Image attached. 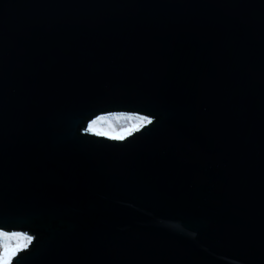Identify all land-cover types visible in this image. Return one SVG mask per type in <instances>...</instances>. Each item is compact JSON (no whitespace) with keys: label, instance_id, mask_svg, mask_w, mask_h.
Masks as SVG:
<instances>
[{"label":"water","instance_id":"water-1","mask_svg":"<svg viewBox=\"0 0 264 264\" xmlns=\"http://www.w3.org/2000/svg\"><path fill=\"white\" fill-rule=\"evenodd\" d=\"M151 124L109 141L107 116ZM9 264H264V0H0Z\"/></svg>","mask_w":264,"mask_h":264},{"label":"snow or ice","instance_id":"snow-or-ice-1","mask_svg":"<svg viewBox=\"0 0 264 264\" xmlns=\"http://www.w3.org/2000/svg\"><path fill=\"white\" fill-rule=\"evenodd\" d=\"M99 120V118H98ZM98 120L90 121L86 132L90 133L96 137H105L109 141H122L124 139L123 132H112L110 130L101 131L96 128L95 125L98 123ZM152 120L146 119L145 117L139 118L138 125L130 126L126 131L128 135H131L132 132L138 131L140 127L144 125L151 124ZM33 240L32 236L20 232L13 233H4L0 232V264H9L11 259L22 249L27 248ZM9 241L13 243H9Z\"/></svg>","mask_w":264,"mask_h":264},{"label":"rangeland","instance_id":"rangeland-1","mask_svg":"<svg viewBox=\"0 0 264 264\" xmlns=\"http://www.w3.org/2000/svg\"><path fill=\"white\" fill-rule=\"evenodd\" d=\"M138 124L139 119L136 117L115 115L100 118L96 128L100 129L101 131L110 130L112 132H123L126 134V130L130 126ZM9 243L13 242L9 241Z\"/></svg>","mask_w":264,"mask_h":264},{"label":"built area","instance_id":"built-area-1","mask_svg":"<svg viewBox=\"0 0 264 264\" xmlns=\"http://www.w3.org/2000/svg\"><path fill=\"white\" fill-rule=\"evenodd\" d=\"M97 120H98V119H97ZM98 122H99V120H98ZM97 124H98V123H97ZM97 124H96V125H97ZM96 125H95V127H96Z\"/></svg>","mask_w":264,"mask_h":264}]
</instances>
